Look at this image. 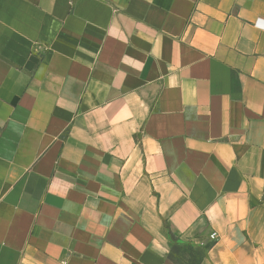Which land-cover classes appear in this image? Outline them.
<instances>
[{
  "label": "crops",
  "instance_id": "1",
  "mask_svg": "<svg viewBox=\"0 0 264 264\" xmlns=\"http://www.w3.org/2000/svg\"><path fill=\"white\" fill-rule=\"evenodd\" d=\"M170 231L264 264V0H0V264H176Z\"/></svg>",
  "mask_w": 264,
  "mask_h": 264
},
{
  "label": "trees",
  "instance_id": "2",
  "mask_svg": "<svg viewBox=\"0 0 264 264\" xmlns=\"http://www.w3.org/2000/svg\"><path fill=\"white\" fill-rule=\"evenodd\" d=\"M171 249L169 259L176 264H201L206 254V248L195 244L192 240L182 239L169 232Z\"/></svg>",
  "mask_w": 264,
  "mask_h": 264
},
{
  "label": "built area",
  "instance_id": "3",
  "mask_svg": "<svg viewBox=\"0 0 264 264\" xmlns=\"http://www.w3.org/2000/svg\"><path fill=\"white\" fill-rule=\"evenodd\" d=\"M216 237H217V235H216L215 232H211L210 235H209V238H210L211 240L216 239Z\"/></svg>",
  "mask_w": 264,
  "mask_h": 264
},
{
  "label": "rangeland",
  "instance_id": "4",
  "mask_svg": "<svg viewBox=\"0 0 264 264\" xmlns=\"http://www.w3.org/2000/svg\"><path fill=\"white\" fill-rule=\"evenodd\" d=\"M181 264H184V263H181Z\"/></svg>",
  "mask_w": 264,
  "mask_h": 264
}]
</instances>
